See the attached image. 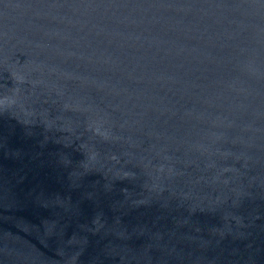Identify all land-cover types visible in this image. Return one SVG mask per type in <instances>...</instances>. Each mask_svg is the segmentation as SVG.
<instances>
[{
	"label": "water",
	"instance_id": "95a60500",
	"mask_svg": "<svg viewBox=\"0 0 264 264\" xmlns=\"http://www.w3.org/2000/svg\"><path fill=\"white\" fill-rule=\"evenodd\" d=\"M0 264H264V0H0Z\"/></svg>",
	"mask_w": 264,
	"mask_h": 264
}]
</instances>
